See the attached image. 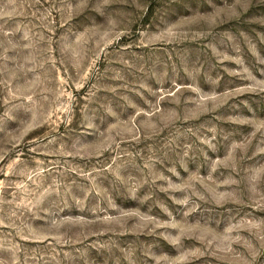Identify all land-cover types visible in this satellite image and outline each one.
I'll return each instance as SVG.
<instances>
[{"label": "rangeland", "instance_id": "374dc122", "mask_svg": "<svg viewBox=\"0 0 264 264\" xmlns=\"http://www.w3.org/2000/svg\"><path fill=\"white\" fill-rule=\"evenodd\" d=\"M0 264H264V0H0Z\"/></svg>", "mask_w": 264, "mask_h": 264}]
</instances>
